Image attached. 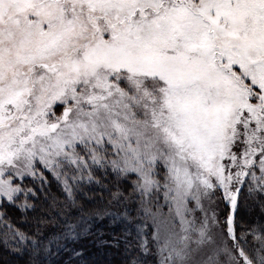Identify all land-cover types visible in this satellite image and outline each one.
<instances>
[{
  "label": "snow or ice",
  "instance_id": "obj_1",
  "mask_svg": "<svg viewBox=\"0 0 264 264\" xmlns=\"http://www.w3.org/2000/svg\"><path fill=\"white\" fill-rule=\"evenodd\" d=\"M85 237L264 264V0H0V264Z\"/></svg>",
  "mask_w": 264,
  "mask_h": 264
},
{
  "label": "trees",
  "instance_id": "obj_2",
  "mask_svg": "<svg viewBox=\"0 0 264 264\" xmlns=\"http://www.w3.org/2000/svg\"><path fill=\"white\" fill-rule=\"evenodd\" d=\"M246 219H250L252 221L259 220L260 219V209L258 207L252 209L250 212L247 213ZM92 230L93 232L98 233V234L103 233L104 238L107 239V238H110L109 233L112 232V226L110 225V222L107 218L99 219L93 223ZM81 250L82 251L86 250L85 255L90 260L101 258L104 260L112 261L113 264H117V262L120 259L118 255L114 254L115 253L114 249L112 250L99 249L96 246L93 238L91 237L84 238V240L82 241ZM63 259L65 260V264H67V260H68L67 253L63 254Z\"/></svg>",
  "mask_w": 264,
  "mask_h": 264
}]
</instances>
